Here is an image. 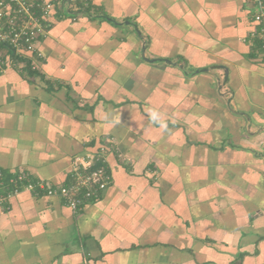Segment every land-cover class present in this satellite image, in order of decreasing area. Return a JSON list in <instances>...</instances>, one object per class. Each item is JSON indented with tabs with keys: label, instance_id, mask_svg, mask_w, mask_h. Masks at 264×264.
<instances>
[{
	"label": "crops",
	"instance_id": "crops-1",
	"mask_svg": "<svg viewBox=\"0 0 264 264\" xmlns=\"http://www.w3.org/2000/svg\"><path fill=\"white\" fill-rule=\"evenodd\" d=\"M56 7L38 68L0 72V170L59 188L106 145L111 182L77 212L46 188L0 205V264H264L251 1Z\"/></svg>",
	"mask_w": 264,
	"mask_h": 264
},
{
	"label": "built area",
	"instance_id": "built-area-1",
	"mask_svg": "<svg viewBox=\"0 0 264 264\" xmlns=\"http://www.w3.org/2000/svg\"><path fill=\"white\" fill-rule=\"evenodd\" d=\"M72 10L84 9L91 5L92 0H65ZM253 21L257 30L251 33L255 45L254 57L264 63V0H250ZM61 0L57 1V5ZM55 6V7H56ZM53 3L49 0H0V43L6 44L14 55L20 58L18 67L35 70L42 53L37 48V42L47 35L55 12ZM13 65V59L0 55V72ZM106 145H101L95 154L75 158L71 162L70 180L59 188H49L40 181L31 182L26 172L5 175L0 170V205L7 204L11 198L21 191L34 195L39 190L47 194L57 195L64 200L73 212L84 207L88 201L99 197L101 192L111 182L110 173L106 170Z\"/></svg>",
	"mask_w": 264,
	"mask_h": 264
},
{
	"label": "trees",
	"instance_id": "trees-1",
	"mask_svg": "<svg viewBox=\"0 0 264 264\" xmlns=\"http://www.w3.org/2000/svg\"><path fill=\"white\" fill-rule=\"evenodd\" d=\"M49 1L53 3V8H54L57 5V1L58 0H49ZM63 4H65V0H61L60 6L62 5V7H63ZM56 8L57 7H55V9ZM89 8H90V6L84 8V11H89ZM62 11H64V8L62 9ZM0 51H1V53H0L1 56L6 57V59L7 58L9 59L10 57L13 59V65L12 66L15 68L16 67V63L18 61H20V58H18L16 55H14L12 53V51L7 47L6 44L0 43ZM4 52H6V53L4 54ZM31 182H34V180L31 179ZM39 192H40V190H39Z\"/></svg>",
	"mask_w": 264,
	"mask_h": 264
},
{
	"label": "clouds",
	"instance_id": "clouds-1",
	"mask_svg": "<svg viewBox=\"0 0 264 264\" xmlns=\"http://www.w3.org/2000/svg\"><path fill=\"white\" fill-rule=\"evenodd\" d=\"M152 116H153L154 119L156 118V114L155 113H152Z\"/></svg>",
	"mask_w": 264,
	"mask_h": 264
}]
</instances>
